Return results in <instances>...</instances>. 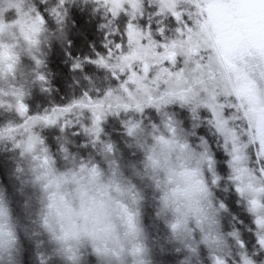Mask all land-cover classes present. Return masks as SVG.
Listing matches in <instances>:
<instances>
[{
    "label": "snow or ice",
    "instance_id": "1",
    "mask_svg": "<svg viewBox=\"0 0 264 264\" xmlns=\"http://www.w3.org/2000/svg\"><path fill=\"white\" fill-rule=\"evenodd\" d=\"M242 3L264 8V0ZM207 4L208 0H90L84 5L79 0H7L0 7V29L17 33V43L0 54V82L8 85L0 87V145L10 148L12 174L29 193L22 220L5 190L0 191V264H85L74 249L53 245L37 215L31 193L41 156L61 170L69 162L73 168L114 169L133 186L131 242L112 255L89 248L92 262L99 257L101 264H264V136L258 135L264 121L248 111L243 97L193 82L208 59L206 53L198 48L174 51L178 41L208 21ZM74 9L95 20L94 27L102 33L99 47L90 41L86 52L73 54L75 42L65 39L63 30L70 20L77 23ZM25 22L32 25L28 35ZM57 44L61 63L81 77L75 83L84 85L63 96L53 80V72L59 77L60 69H52L47 54ZM17 47L26 48L29 55H20ZM189 69H195L188 77L192 95L162 94L164 77L187 74ZM52 95L56 99L48 100ZM133 99L141 102L133 106ZM159 133L171 136L182 156L199 160L202 183L215 192L204 207L195 209V216L189 208L161 217L155 199L159 192L136 171H147L145 141H159ZM26 159L37 167H26ZM147 203L150 223L145 219Z\"/></svg>",
    "mask_w": 264,
    "mask_h": 264
},
{
    "label": "clouds",
    "instance_id": "2",
    "mask_svg": "<svg viewBox=\"0 0 264 264\" xmlns=\"http://www.w3.org/2000/svg\"><path fill=\"white\" fill-rule=\"evenodd\" d=\"M79 2L85 4L84 0ZM74 25L70 20L64 26L65 39L69 38ZM29 33L24 32L25 35ZM15 44L14 36L11 44L5 38L0 39V54ZM191 48H198L208 56L193 82L200 83L202 88L210 87L219 94L231 92L243 97L249 105L248 111L264 121V8L260 9L252 25L243 31L224 28L209 17L198 32L178 41L174 51L182 53ZM194 71L189 69L187 74L164 77L166 88L161 90L162 94L166 91L170 96L192 95L188 77ZM73 79L75 87L84 86L75 83L80 78ZM141 100L133 99V106ZM147 135H152L151 130ZM158 135L159 141L154 140L152 144L145 141L149 160L147 171H136L140 172L141 179L146 175L154 190L159 192L155 199L159 201L156 208L161 217L170 216L177 210L183 214L189 208L193 209L192 215L195 216V209L204 207L215 192L212 186L202 183L199 160L190 154L182 156L171 136ZM258 135L264 136V125L258 128ZM25 165L37 167L27 159ZM127 180L114 169L79 165L73 168L71 162L68 167L57 169L41 156L36 187L31 196L38 205L37 215L50 233L53 245L63 244L74 249L83 255L85 264H101L99 257L95 262L89 260V248H98L102 254L110 255L122 251L131 242L129 225L136 203L133 186ZM3 190L0 187V191ZM260 259L264 260V257Z\"/></svg>",
    "mask_w": 264,
    "mask_h": 264
},
{
    "label": "rangeland",
    "instance_id": "3",
    "mask_svg": "<svg viewBox=\"0 0 264 264\" xmlns=\"http://www.w3.org/2000/svg\"><path fill=\"white\" fill-rule=\"evenodd\" d=\"M87 1L88 0H84ZM7 3V0H3V3H0V7H4ZM239 2L237 0H208L207 8L210 11V17L211 19L218 25L227 28V29H233L238 31H243L248 29L254 20L259 16L254 14V16H245V14H241L239 12ZM73 16L74 19L77 21V23L74 25V27L69 32V39L73 40L75 42V45L73 49L77 47V41L81 38L83 39L86 37L88 32L92 33L95 29V20H89L87 12H82L78 10H73ZM23 31H31L32 25L28 22L23 23L22 25ZM11 33L12 35H8ZM0 35L3 36L7 40L9 44L12 43V37H16V32H10L9 29H0ZM41 41L43 42V36L40 37ZM16 40V39H15ZM17 43V41H16ZM15 51L18 52L20 55H29V52L24 47H17L15 48ZM46 47L42 43L40 47V52H45ZM48 55H50L51 58V67L53 70L60 69L59 66H61V56H62V50L60 49L59 45H54L51 49V51L47 52ZM58 60V62H56ZM62 77V73L59 77H57L55 71L53 72V80L55 88L60 89L56 82ZM76 78H79V75L75 74ZM71 84H74V80L71 81ZM70 84V87H71ZM6 82H0V87H7ZM62 91V88L60 89ZM61 96H63L62 93H60ZM56 96L52 95L49 96L48 100H55ZM110 134L115 135V133L112 132V126H109ZM51 137L54 139L56 133L52 132ZM81 147H84V144L82 142H78ZM129 158H131L129 156ZM13 170V160H12V153L10 148H6L4 145H0V187H3L5 189L11 202H14L16 206L11 205L14 214L19 216L22 220L26 217V209H25V201L28 198V191L27 189L21 190V186L19 184V181L16 179V177L12 174ZM151 215H152V209L151 204L147 203L145 206V219L147 222H151ZM27 264V261H26Z\"/></svg>",
    "mask_w": 264,
    "mask_h": 264
},
{
    "label": "trees",
    "instance_id": "4",
    "mask_svg": "<svg viewBox=\"0 0 264 264\" xmlns=\"http://www.w3.org/2000/svg\"><path fill=\"white\" fill-rule=\"evenodd\" d=\"M239 2V12H241V14H247V13H253L256 14L257 16L260 13L259 9H254L251 7H247L242 3V0H237ZM85 3L87 1H84ZM102 39V33L98 28H95L94 31L91 33L88 32V34L86 35V37H84L83 39H79L76 43H77V47L75 49H72L73 54L76 53H84L88 50L89 46H90V41H95L97 44V47H99L100 41ZM56 62H58V60H56ZM61 68V73H62V77L56 82V85L61 89L62 91H60V93H62L63 95L65 94V92H71L73 90V88L75 87L74 84H71V81H73V76H75V74L71 73L67 66L61 63V66H59ZM81 78V77H79ZM71 84V87H70ZM56 99V97L54 98ZM10 194V193H7ZM11 202V200H10ZM11 205L16 206V204L14 202H11Z\"/></svg>",
    "mask_w": 264,
    "mask_h": 264
},
{
    "label": "bare ground",
    "instance_id": "5",
    "mask_svg": "<svg viewBox=\"0 0 264 264\" xmlns=\"http://www.w3.org/2000/svg\"><path fill=\"white\" fill-rule=\"evenodd\" d=\"M246 16H254L253 13H247Z\"/></svg>",
    "mask_w": 264,
    "mask_h": 264
},
{
    "label": "flooded vegetation",
    "instance_id": "6",
    "mask_svg": "<svg viewBox=\"0 0 264 264\" xmlns=\"http://www.w3.org/2000/svg\"><path fill=\"white\" fill-rule=\"evenodd\" d=\"M246 16V15H245Z\"/></svg>",
    "mask_w": 264,
    "mask_h": 264
}]
</instances>
